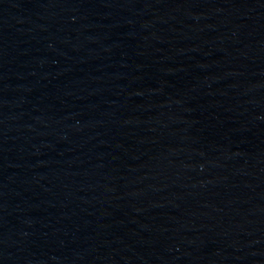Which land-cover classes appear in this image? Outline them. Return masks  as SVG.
Wrapping results in <instances>:
<instances>
[{"label": "water", "instance_id": "obj_1", "mask_svg": "<svg viewBox=\"0 0 264 264\" xmlns=\"http://www.w3.org/2000/svg\"><path fill=\"white\" fill-rule=\"evenodd\" d=\"M0 264H264V0H0Z\"/></svg>", "mask_w": 264, "mask_h": 264}]
</instances>
